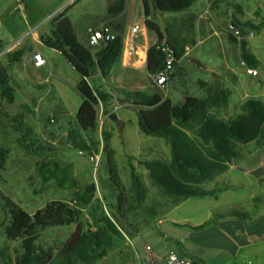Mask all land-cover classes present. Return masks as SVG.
I'll return each instance as SVG.
<instances>
[{"label":"rangeland","instance_id":"374dc122","mask_svg":"<svg viewBox=\"0 0 264 264\" xmlns=\"http://www.w3.org/2000/svg\"><path fill=\"white\" fill-rule=\"evenodd\" d=\"M108 4L109 0L71 3L69 0H0V39L4 43L0 49V64H7L9 52L20 50L23 53L8 72L17 97L12 102L0 97V147L8 152L0 168V264H14L22 251L20 239L6 237L9 213L4 197L33 214L50 200L70 202L76 187L90 183L95 184L97 198L106 197L103 203L116 206L121 197L125 219L121 221L115 217V221L122 229L129 223L138 230L130 245L119 243L96 264H152L151 254L162 264L166 251L176 248L178 243L212 264H264V139L261 143L238 144L236 156L226 171L203 184L206 189L221 182L225 184L219 187H234L223 189L216 197L179 198L155 185L145 168L144 162L148 160L169 163L170 149L164 139L139 130L137 113L143 107L118 104L116 109L113 102L110 112L105 114L98 105L95 131H83L74 117L82 99L73 86L78 77L74 69L60 53L50 50H45L49 61L46 58L43 67L31 66V51L36 46L23 42L31 41L34 33L36 39L48 33L50 20L61 11L71 20L78 40L93 54L102 46L87 44L88 27L99 28L100 23L106 21L105 24L112 27L118 26V32L122 33L126 30L125 20L132 23L143 15L142 0H125L123 14L114 19L108 18ZM219 5L218 11L208 8L202 21V28L207 29L205 25L210 28L212 24L217 35L191 49L204 71H174L167 84L158 88L152 84L145 68L123 66L118 62L106 78L96 76L98 85L114 94L116 88L159 92L163 100L172 103L183 102L188 95L207 97L217 86L227 93V101L212 104L209 110L223 120L242 113V103L248 97L264 102V27L255 32L243 26L245 35L242 37L230 22L256 24L264 20V0H225ZM192 6L203 9L205 0H195ZM229 34L239 42L244 39V49L258 59L255 72H248L240 59V44L230 41ZM154 41L155 35L149 34L147 44ZM15 42L17 44L12 45L10 51L2 53L6 45ZM51 69L54 76L48 78ZM42 79L48 80L39 85L37 81ZM82 140L92 148L83 150L85 154H79L81 149L75 145ZM104 144L113 151L117 185L110 181L107 154L102 149ZM93 154H100L95 173L88 159ZM129 157L145 190L144 199L137 207H131L135 200L129 179ZM47 161L68 167L77 180L76 187H60L54 179L44 182L40 167ZM103 208L109 216L117 213L115 207L103 204ZM233 210L247 211L250 219L226 216ZM218 214L224 217L219 218ZM207 220H211L209 226L198 232L172 222L200 224ZM82 222L81 231H85L88 227L86 212ZM75 226L47 227L39 232L35 243L55 254L69 241ZM120 248L121 254L116 253ZM48 257L52 259V255Z\"/></svg>","mask_w":264,"mask_h":264},{"label":"trees","instance_id":"16d2710c","mask_svg":"<svg viewBox=\"0 0 264 264\" xmlns=\"http://www.w3.org/2000/svg\"><path fill=\"white\" fill-rule=\"evenodd\" d=\"M194 1L142 0L144 22L157 38L147 50L148 73H156L163 66V54L159 49L163 41L170 46L177 61L187 52V47L190 48L196 43L195 14H189L180 21L173 20L170 26L166 23L162 26L159 21H156L155 15L184 11ZM188 4L190 5L187 6ZM123 10L124 0H109L107 7L109 15L116 16ZM230 22L242 37L245 35L242 25L255 32L264 27V20L256 24L250 21L239 23L231 20ZM49 24V32L40 36L41 43L60 52L79 75L76 88L82 95V102L76 111L75 122L81 130L95 131L98 104H101L103 112L108 114L116 97L130 98L132 101L129 105L143 107L137 113L139 130L148 136L164 139L170 149L169 163L158 159L144 162L148 175L155 185L179 198L216 197L223 189L234 187L233 185L219 187L221 183L225 184L221 182L215 183L211 189H206L203 184L212 180L216 174L226 171L228 164L236 156L238 144L262 142L264 139L263 101L248 97L242 103V113L223 120L209 110L212 104L227 101V93L218 90L217 86L207 97L188 95L180 103L163 100L159 92L116 88L117 93L114 94L99 86L96 76L106 78L113 66L120 61L123 48L122 37L116 36L93 54L78 40L73 24L64 11L52 18ZM229 39L240 44L232 34H229ZM3 46L4 44L0 42V49ZM7 56L9 59L7 64H0V97L12 102L17 97V91L10 83L8 72L12 64L22 58L23 53L17 50L9 52ZM240 59L250 69H255L259 63L255 55L244 48H241ZM178 69L184 70L178 67L176 62L174 71ZM104 137L107 141L108 135ZM75 145L81 150L92 149L91 145L89 146L83 140ZM102 149L107 154L110 181L117 185L113 151L109 150L107 144H104ZM7 155V149L0 147V168L4 166ZM128 167L135 200L131 207H137L144 199L145 190L139 176L135 173V166L131 163L130 157ZM40 171L44 182L54 179L60 187H76L77 185V180L70 169L60 166L56 161L42 162ZM95 191L94 183L82 188L76 187L70 202L50 200L33 214L4 197V206L9 213V224L5 227L6 237L10 240H21L22 251L16 257L14 264H96L119 243L123 244L125 231L114 219L115 217L121 221L125 219L121 197H118L117 204L114 206L103 203L106 197L103 196L102 200L97 198ZM103 204L110 208L115 207L117 213L109 216L104 211ZM84 212L88 217V227L85 231H81L74 245L66 241L59 251L53 254L35 243L39 232L47 227L78 224L81 229ZM226 216L239 220L250 219L247 211L233 210ZM218 217L223 218L224 215L218 214ZM210 221L207 220L191 228L202 230L209 226ZM48 255H52V259L46 261ZM186 258L192 264H206L198 256L187 255Z\"/></svg>","mask_w":264,"mask_h":264},{"label":"crops","instance_id":"0c3cea01","mask_svg":"<svg viewBox=\"0 0 264 264\" xmlns=\"http://www.w3.org/2000/svg\"><path fill=\"white\" fill-rule=\"evenodd\" d=\"M22 1V0H21ZM223 1H225V0H221V1H219V2H217V1H215V0H205V7L203 8V9H199V8H194L192 5H193V3L188 7V9H186V10H184V11H181V12H178V13H172V14H170V13H164V14H156L155 15V19H156V21H159L160 23H161V25L162 26H164L165 25V23L166 24H168L169 26H170V19H175V20H177V21H180V20H183L184 18H186L189 14H195L196 15V19H195V21H194V32H195V39H196V43L192 46V47H188V49H187V52H186V54H188V57L194 62V63H196V64H198L200 67H204L203 66V64L195 57V56H193L192 54H191V49L192 48H196L197 46H200L202 43H204V42H206V41H208V39L210 38V37H213V36H216L217 35V31H215L214 29H213V26H212V24H211V26H210V28L209 27H207V25H205L206 26V28L207 29H204V28H202V21L203 20H205L204 18H203V14H205V12L208 10V8L209 9H211V10H220V3L221 2H223ZM214 3V7H212V4ZM143 5V4H142ZM124 9H125V0H124ZM123 12H124V10H123ZM123 12L122 13H120V14H118V15H116V16H111V15H109L108 14V18L109 19H114V18H117V17H119V16H121L122 14H123ZM107 18V19H108ZM144 20H145V16H144V13H143V15L141 16V18H140V20L139 21H134V22H132V23H128L126 20H125V22H126V30L125 31H122V33H120V32H118L119 31V29H118V26H116V27H112L113 29H114V31L118 34V35H120L121 37H122V39L126 36V34H127V32L129 31V28H130V26H132L133 24H140L142 27H144L143 28V31H142V35H139V37L137 38V44H138V46H139V50H138V56H135L134 58H132V60L130 61V63L129 62H127L126 60H124L123 58H122V56L120 57V61L119 62H121V64L123 65V66H135V65H138V66H140V68H145L146 69V61H147V50H148V48L150 47V45H152L155 41H156V34L154 33V32H152V31H150L148 28H147V26H146V24H145V22H144ZM106 21H103V22H101L100 23V26L103 24V23H105ZM41 24H43V23H41ZM243 26H245V25H242V27ZM74 27V26H73ZM212 27V28H211ZM90 27H88L87 28V30L89 29ZM74 30H75V33H76V35H77V32H76V29H75V27H74ZM149 34H154L155 35V41L152 43V44H150V45H148L147 43H148V35ZM202 34H204V35H202ZM78 38V37H77ZM0 41L3 43V41H2V39H0ZM24 40H22L21 42H19V43H22ZM23 43H26V44H28V45H34V46H36L31 52H36V51H39L40 53H42L43 55H45V57L46 58H48V55H47V53L45 52V50H50V51H52V52H54V53H56V54H59L60 52H58V51H56V50H54V49H50V48H48V47H46V46H44L42 43H41V41H40V37H39V39H36L35 38V33L32 35V38H31V41L29 40L28 42H23ZM4 44V43H3ZM16 45L17 43L15 42V43H13V44H11V45H9V46H7L6 45V47H11L12 45ZM84 45V44H83ZM38 46H39V48H38ZM41 46V47H40ZM5 47V48H6ZM87 47V46H86ZM61 54V53H60ZM62 55V54H61ZM23 57V56H22ZM48 61H49V58H48ZM50 63V62H49ZM69 64V63H68ZM70 65V64H69ZM31 66H32V64H31ZM71 66V65H70ZM183 68V67H182ZM206 68H208V67H206ZM71 69H73L72 67H71ZM179 70H183V69H178L177 71H179ZM184 70L185 71H187L185 68H184ZM75 71V70H74ZM177 71H175V73L177 72ZM75 73H76V75L78 76V77H76V79H75V81H74V84H73V86L76 88V84H77V82H78V80H79V75H78V73L75 71ZM212 73V72H211ZM25 75L26 76H28V74H27V71H26V68H25ZM149 75H150V73H149ZM52 76H54L53 75V72H52V69H51V71H50V73H49V77L48 78H50V77H52ZM57 78V77H56ZM45 80H48V79H42V80H38L37 81V83L39 84V85H42V84H44L46 81ZM76 90H77V88H76ZM17 91V90H16ZM78 91V90H77ZM79 92V91H78ZM82 96V95H81ZM81 102H82V99H81V101H80V103L78 104V106H77V109H78V107H79V105L81 104ZM98 105H101V104H98ZM97 105V106H98ZM113 105V104H112ZM126 107H128V106H126ZM77 109H76V111H77ZM101 109H102V106H101ZM75 114H76V112H75ZM75 117V116H74ZM115 118H117V116L115 117ZM96 124H97V115H96ZM99 158H100V154H99ZM90 161V160H89ZM91 162V161H90ZM98 162H99V160H98ZM92 164V163H91ZM92 168H93V164H92ZM93 172L95 173V171L93 170ZM124 221V220H123ZM173 223H176V224H182V225H187L189 228H190V230H192V231H194V232H198V231H201V230H193L191 227L192 226H196V225H198V224H192V223H190L189 221H187V222H185V223H182V222H178V221H172ZM203 223V222H202ZM201 224V223H200ZM131 225V224H130ZM125 226H126V229H124V230H128L127 232H123V234H124V237H125V242L123 243L124 245H130L131 244V240H132V236L134 235H136V234H138V230L135 228V227H130L129 226V223L128 224H125ZM205 229V228H204ZM204 229H202V230H204ZM189 248V247H188ZM169 250H174V251H176L177 252V254L179 255V256H181V257H186L187 255H194V256H198V255H196L195 253H193L192 251H190V250H188L187 249V247L186 246H184V245H182V244H177V247L176 248H174V247H170L167 251H166V255L165 256H167V254H168V252H169ZM121 252H122V250H121V248L120 249H117L116 250V253H120L121 254ZM150 257H151V262H152V264H160V262H158V260H157V257L156 256H154L153 254H151L150 255ZM199 258H201L200 256H198ZM105 259V257L103 258V259H101L100 261H103ZM166 259V257L163 259V261ZM206 264H212V263H209V262H207L205 259H203V258H201ZM141 264V263H140Z\"/></svg>","mask_w":264,"mask_h":264},{"label":"built area","instance_id":"2783aa9c","mask_svg":"<svg viewBox=\"0 0 264 264\" xmlns=\"http://www.w3.org/2000/svg\"><path fill=\"white\" fill-rule=\"evenodd\" d=\"M75 0H69V2H73ZM143 28L140 24H133L130 26L129 31L126 36L123 38V48L121 56L124 60L130 63L132 58L138 56L139 46L137 44V38L139 35H142ZM236 33L238 31L236 30ZM118 34L114 31V29L108 24H102L99 28H89L88 29V37L87 44L90 46H104L110 40L116 38ZM11 47L5 48L2 53L10 51ZM163 54V66L156 73L150 74L152 79V84L158 88H163L168 80L170 79L171 74L173 73L177 60L175 59L173 52L169 45L163 41L159 47ZM31 64L34 68L43 67L47 59L46 57L40 53L39 51L32 52L30 58ZM248 72H255L254 69L248 68ZM119 105L116 101H114V108H118ZM79 154H85L83 150H78ZM88 159L93 164V170L96 172V168L98 165L99 154L89 155ZM162 264H192L191 261L186 257H181L174 250H169L166 259Z\"/></svg>","mask_w":264,"mask_h":264},{"label":"water","instance_id":"95a60500","mask_svg":"<svg viewBox=\"0 0 264 264\" xmlns=\"http://www.w3.org/2000/svg\"><path fill=\"white\" fill-rule=\"evenodd\" d=\"M190 4H188L187 6H189ZM240 44H241V48L243 49L244 46V39L240 40ZM188 49V47H187ZM177 66L178 67H183L185 68L187 71L192 72V71H204V69L202 67H200L198 64L194 63L189 57L188 55L185 53L178 61H177ZM115 101L120 104V105H124L127 106L128 104L131 103V99L130 98H120V97H116ZM81 234V229L79 227L78 224H76L75 226V230L74 232L71 234L70 238H69V244L70 245H74L79 236ZM49 259V257H48ZM48 259L46 261H48Z\"/></svg>","mask_w":264,"mask_h":264}]
</instances>
